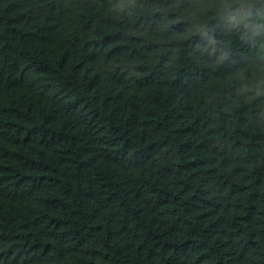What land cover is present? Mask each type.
<instances>
[{
  "label": "trees",
  "instance_id": "16d2710c",
  "mask_svg": "<svg viewBox=\"0 0 264 264\" xmlns=\"http://www.w3.org/2000/svg\"><path fill=\"white\" fill-rule=\"evenodd\" d=\"M0 264H264V0H0Z\"/></svg>",
  "mask_w": 264,
  "mask_h": 264
}]
</instances>
